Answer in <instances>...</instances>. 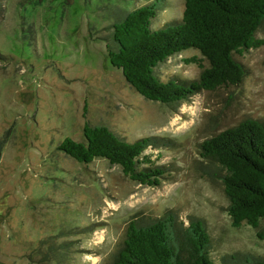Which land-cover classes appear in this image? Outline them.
<instances>
[{
  "label": "rangeland",
  "instance_id": "374dc122",
  "mask_svg": "<svg viewBox=\"0 0 264 264\" xmlns=\"http://www.w3.org/2000/svg\"><path fill=\"white\" fill-rule=\"evenodd\" d=\"M155 2L0 0V264H113L131 223L146 226L170 213L187 227L204 223L215 264L264 262V220L260 229L233 226L226 171L201 147L246 120L264 121V46L236 56L247 68L239 86L173 105L148 100L111 65L107 46L114 47V24ZM184 9V0H164L152 29L181 21ZM192 57L204 58L183 51L157 76L199 79L202 69L186 62ZM87 124L127 142L173 141L147 152L166 170L161 186L59 149L68 137L84 141Z\"/></svg>",
  "mask_w": 264,
  "mask_h": 264
},
{
  "label": "trees",
  "instance_id": "16d2710c",
  "mask_svg": "<svg viewBox=\"0 0 264 264\" xmlns=\"http://www.w3.org/2000/svg\"><path fill=\"white\" fill-rule=\"evenodd\" d=\"M184 1L181 21L166 29H152L164 0L128 12L113 25L114 47L107 46L111 65L121 70L127 82L146 99L165 105L189 101L203 91L239 86L247 68L236 56L264 46V39L258 37L264 25V0ZM189 49L204 57L186 60L202 69L199 79L163 81L157 76L161 64ZM84 138L80 142L68 137L59 149L79 163L102 158L121 167L132 181L161 186L166 170L147 152L167 148L173 141L150 136L127 142L106 126L89 124ZM201 147L203 158L226 171L222 178L233 226L247 223L260 229L264 220V121L246 120L206 140ZM259 237L264 239V232L259 231ZM211 241L202 221L187 227L170 213L146 226L131 223L113 264H215Z\"/></svg>",
  "mask_w": 264,
  "mask_h": 264
}]
</instances>
